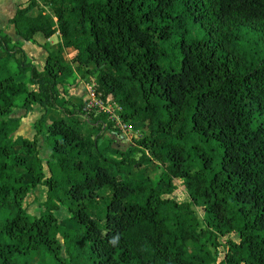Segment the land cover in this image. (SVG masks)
I'll return each mask as SVG.
<instances>
[{"label":"trees","instance_id":"1","mask_svg":"<svg viewBox=\"0 0 264 264\" xmlns=\"http://www.w3.org/2000/svg\"><path fill=\"white\" fill-rule=\"evenodd\" d=\"M8 23L47 56L38 71L0 31V264H215L207 245L231 234L224 264H264V0H27ZM74 77L143 126L138 147L112 156L108 115L61 97ZM35 106L33 139L13 138V111ZM149 162L162 171L124 172ZM172 180L188 203L162 197ZM60 208L76 227L58 223Z\"/></svg>","mask_w":264,"mask_h":264},{"label":"rangeland","instance_id":"2","mask_svg":"<svg viewBox=\"0 0 264 264\" xmlns=\"http://www.w3.org/2000/svg\"><path fill=\"white\" fill-rule=\"evenodd\" d=\"M16 1L18 0H0V27L2 29L1 24L4 22V19L6 17V15L11 13V10L14 7V4L16 3ZM33 15L36 14V11L34 10L32 12ZM9 31V29L7 30ZM14 34V33H13ZM54 39L51 40V43L56 46L59 45L60 43V37L59 35H55L53 36ZM24 51L27 55V57L33 61L34 63H32L30 60L29 62L39 71L42 70L41 67V62H42V56L39 51L42 52V49L37 48L36 46L25 42L24 43ZM39 50V51H38ZM71 53V52H70ZM69 51L65 52L64 58L65 60H69L72 57H69L70 54ZM74 53V52H73ZM64 54V53H63ZM6 57V54L3 53L0 49V58ZM10 69L14 70L15 69V62L11 59L10 60ZM79 78L78 77H74V79L72 81H70L66 86L67 89L69 90V94L71 96V99H69V97L67 96V94H65V97H63V99H67L70 102H75V103H80L86 106H90L91 109L89 111V114H99L100 109L98 108L100 105L101 107H103L104 109L108 110L110 112V114H112L113 116H118V109L112 105L111 103H104V102H99L100 100L98 99H94L91 101L90 99L87 100V98L92 94L91 88L92 85H87L85 84L83 86V82L81 83L80 81L78 82ZM78 82V83H75ZM63 87H60L59 90L61 91V93H63ZM32 89V88H31ZM90 98V97H89ZM94 114V115H95ZM88 115V114H87ZM87 115H79L78 117L76 116L75 119L79 120L80 122H88L89 124H92L93 121V117H89ZM110 122L111 119L109 120ZM115 126V124H114ZM33 124L31 123V121L25 122L24 125L22 126V129L20 131H18L13 138L17 137V136H21L23 138H26L28 136H31V131ZM85 129H87V132H93L94 134L100 133L98 132L97 129H93L92 126L90 125H86ZM144 135V128L142 125H125V129L121 130L119 127H115L114 130H112L111 132L105 133L104 134V139L108 141V146L110 151L112 152V156L115 157L118 154L124 153L126 152L129 148H136L137 146V142L139 140L142 139V136ZM39 158L42 161V165L45 166V163L48 161L49 156H50V150L48 148V146L43 142H41V145L39 147ZM140 154L138 153L136 155V160L139 158ZM162 168L154 163V162H149L145 165H143L142 167H140L136 172H132L131 170H125L124 172L128 175V176H132L134 179H138V180H143L146 177H151L150 175H153L155 173V175L159 174L162 170ZM45 174L46 176H48V172L45 169ZM20 174H25V170L22 169L19 171ZM130 173V175H129ZM172 185L169 187L168 185H166V182H163L160 184L159 188L160 191L162 193V197L165 199H171L175 202H177L178 204L181 203H188L189 202V198L187 196V193L184 189V187L182 186V182L180 180H172L171 181ZM45 196H46V188H44L43 186H39L37 187L35 190H32L29 195L26 197L25 200V208H26V212L30 217H35L38 218L39 215L43 212V207L42 204L45 201ZM199 218H202L203 216V211L201 209L196 208L195 209ZM58 223H62L64 225L67 226H71V227H76L75 224H73V222L70 219V216L68 214V212L63 209L60 208V210L58 212L54 213ZM59 241L61 242V240L59 239ZM238 241V237L235 234H231L229 236L226 237H220L217 239V243L218 246L216 248L212 247L213 245L208 244L207 248L213 253L214 258L216 259L215 264H224V256H225V252H226V248H227V243L228 242H237ZM53 264V263H51Z\"/></svg>","mask_w":264,"mask_h":264},{"label":"crops","instance_id":"3","mask_svg":"<svg viewBox=\"0 0 264 264\" xmlns=\"http://www.w3.org/2000/svg\"><path fill=\"white\" fill-rule=\"evenodd\" d=\"M26 1L27 0H18V1H16V3L14 4V7H13V9L11 10V13L10 14H8V15H6V17H5V19H4V22L1 24V26H2V29H1V27H0V31L3 33V34H5V35H7L9 38H10V40H11V45H17V46H19L20 48H21V50L24 52V54L26 55V53H25V51H24V41L21 39V38H19L18 36H16L15 35V33H14V29H13V27L11 26V25H9V23H8V21L13 17V15L15 14V12H16V10H17V8L20 6V5H23V4H25L26 3ZM9 29V31H7ZM14 33V34H13ZM52 39H54L53 37L49 40V44L51 45V46H53V48H56L57 47V44H56V46H54L52 43H51V40ZM31 44V43H30ZM39 51V50H38ZM66 51H69V57H72L73 55H74V53H73V51H71V50H63L62 52H61V60H62V62L64 63V64H70V61L68 60H65V58H64V55H65V52ZM40 53H42L41 54V56H42V62H41V67H42V69H43V66H44V63H45V59H46V53L42 50V52L41 51H39ZM64 53V54H63ZM6 54V53H5ZM6 57H7V54H6ZM6 57H3V58H6ZM26 58H27V60L29 61L30 59L27 57V55H26ZM73 58V57H72ZM71 58V59H72ZM0 59H2V58H0ZM70 59V60H71ZM31 61V60H30ZM32 63H34L33 61H31ZM39 71V70H38ZM81 82L82 83V81L79 79L78 80V82ZM78 82H75V83H78ZM71 83V82H70ZM85 85V83H83V86ZM63 93H61V91L59 90V92H60V94H61V97L62 96H64V94H67V96L69 97V99H71V96H70V94H69V90L67 89V86H64L63 88ZM66 99V98H65ZM88 99H90L89 97L87 98V100ZM71 101H72V99H71ZM73 103H75V102H73ZM75 104H80V103H75ZM58 113V112H57ZM44 114V111L40 108V107H38V106H35V107H33V109H32V111L27 115V116H25V113L22 111V110H14L13 111V113L11 114V117H14V118H22L21 119V123H20V127H19V129H18V131H20L21 129H22V126L24 125V123L25 122H28V121H31V123L33 124V129H32V131H31V136H28V137H26L25 139H28V140H32L33 139V137L35 136V130H34V124L37 122V120L42 116ZM48 117L49 118H53V117H57L56 116V113L53 111V110H50L49 112H48ZM17 131V132H18ZM16 132V133H17ZM21 137V136H20ZM37 142H38V147H40V145H41V142H43V139H42V137H38L37 138ZM40 149V148H39ZM43 166V174L46 176V174H45V169H46V163H45V166L44 165H42ZM47 170V169H46Z\"/></svg>","mask_w":264,"mask_h":264},{"label":"built area","instance_id":"4","mask_svg":"<svg viewBox=\"0 0 264 264\" xmlns=\"http://www.w3.org/2000/svg\"><path fill=\"white\" fill-rule=\"evenodd\" d=\"M91 91H92V88H91ZM90 97V100L92 101L93 98L95 99L94 95H93V92L92 94L89 96ZM102 103V101H99ZM104 103H109L108 101L104 102ZM116 107V106H115ZM100 109L99 113H103V114H107L108 115V120L111 119V121L113 122V124H115L114 128L115 127H119L121 130H124L125 129V125L122 124L119 120V117L118 116H113L112 114H110V112L106 109H104L103 107H101V105L98 107ZM117 108V107H116ZM91 107L90 106H86L84 107V112L85 114H89V111H90ZM118 109V108H117ZM119 111V109H118Z\"/></svg>","mask_w":264,"mask_h":264}]
</instances>
